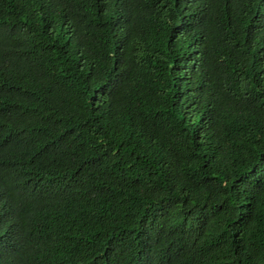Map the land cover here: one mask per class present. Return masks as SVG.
<instances>
[{
    "label": "trees",
    "instance_id": "obj_1",
    "mask_svg": "<svg viewBox=\"0 0 264 264\" xmlns=\"http://www.w3.org/2000/svg\"><path fill=\"white\" fill-rule=\"evenodd\" d=\"M0 264H264V0H0Z\"/></svg>",
    "mask_w": 264,
    "mask_h": 264
}]
</instances>
